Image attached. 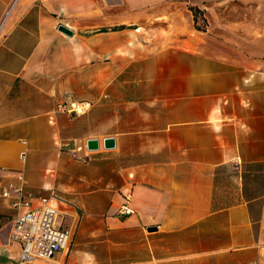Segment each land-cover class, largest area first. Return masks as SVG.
<instances>
[{
    "label": "crops",
    "instance_id": "obj_1",
    "mask_svg": "<svg viewBox=\"0 0 264 264\" xmlns=\"http://www.w3.org/2000/svg\"><path fill=\"white\" fill-rule=\"evenodd\" d=\"M13 1L0 0V184L21 172L31 196L51 192L72 236V201L103 217L69 253L28 264H113L115 253L136 264L131 232L149 241L150 263L264 264V0H213L205 31L191 19L152 37L164 24L152 4L165 0ZM81 103L80 115L60 110ZM124 195L128 216L116 214ZM11 215L0 199V264H20Z\"/></svg>",
    "mask_w": 264,
    "mask_h": 264
},
{
    "label": "built area",
    "instance_id": "obj_2",
    "mask_svg": "<svg viewBox=\"0 0 264 264\" xmlns=\"http://www.w3.org/2000/svg\"><path fill=\"white\" fill-rule=\"evenodd\" d=\"M87 107L88 104L84 103L69 104L62 105L60 110L80 115ZM24 159V154H21L20 163H23ZM3 176L0 170V182ZM54 198L51 192L48 196L38 198L27 193L21 172L12 173L10 180L0 184V199L12 211L7 223L9 240L20 245L18 263H48L53 261L58 254L67 252L72 234L70 230L63 229L56 221V209L50 204ZM128 201L129 196L124 195L123 204L116 211L117 215L128 216L132 213L127 207Z\"/></svg>",
    "mask_w": 264,
    "mask_h": 264
},
{
    "label": "rangeland",
    "instance_id": "obj_3",
    "mask_svg": "<svg viewBox=\"0 0 264 264\" xmlns=\"http://www.w3.org/2000/svg\"><path fill=\"white\" fill-rule=\"evenodd\" d=\"M104 1V3L108 2L111 6L112 5H117V0H94L95 5L99 2ZM194 2H190L189 0H178L174 2H161L159 1L158 3L152 4V7L159 6L160 7V12L161 14L159 16H163V19H159L158 21H163V25H160V29H149L144 31L147 35L153 36V33H155V30L159 34H165V35H170L172 32L173 34L178 35L180 32L179 26L181 24H185L186 21L193 20V27L197 29L198 31H205L207 22L205 19V11L207 7H213V0H192ZM234 4H237V1H234ZM195 16V20L193 17ZM168 17V18H167ZM169 17H173V21L169 20ZM167 18V19H166ZM166 19V20H165ZM165 23H168L169 25L166 27ZM173 29V30H172ZM143 33V32H142ZM144 34V33H143ZM180 36V35H179ZM174 37L173 39H175ZM180 38V37H177ZM100 134V133H99ZM98 135V134H97ZM100 136V135H99ZM62 144V143H61ZM60 152L62 153H67V150H70V146L65 147L63 145H60ZM70 154L72 159H76L78 161L81 160H86L83 158V155H87L86 153L82 151H74L73 153H68ZM45 194V193H44ZM60 195L67 201H72V198L69 197V195H65L60 193ZM74 206L71 208L74 210L73 213V218H70L69 216H65L63 220V224L65 227L67 226H72L73 227V236L71 238V241L69 243V247L67 249L66 253H69L73 248V240H74V235L76 234L77 231L79 230H101L103 229V225L101 224L103 217H98L97 220L94 221H88L86 218V213L83 211V208L77 205L75 201L71 202ZM76 207V208H75ZM148 235V234H147ZM86 240V238H84ZM83 239V240H84ZM148 240H140L138 237L137 233L134 234V232H131L129 234V237L127 238V245L123 248H126L127 251V259L129 261H132L134 259L133 251L136 250L139 255H136V257H141L142 261L138 262L136 264H198L197 260H185L183 262L179 261H167L166 259H160L157 263L153 262L150 263L149 260V255H148V248L150 243H148ZM93 247L95 248V253L92 255L93 260H101L102 255L100 252L101 248H98L99 245H95ZM114 258L111 260V263L117 264V258L118 254H114ZM161 258V257H160ZM92 259V257H90ZM121 262V259H120ZM134 264V263H131ZM201 264V263H200ZM202 264H230L229 262L221 261L215 263L212 258H207L205 263Z\"/></svg>",
    "mask_w": 264,
    "mask_h": 264
},
{
    "label": "water",
    "instance_id": "obj_4",
    "mask_svg": "<svg viewBox=\"0 0 264 264\" xmlns=\"http://www.w3.org/2000/svg\"><path fill=\"white\" fill-rule=\"evenodd\" d=\"M57 30L62 33L65 36L70 37L72 35L71 31H69L68 29L62 27V26H58ZM84 148L86 152H94L97 151L99 148V144L98 141L96 139H87L84 142ZM101 148L103 150H112L115 148V141L113 138L108 137V138H103L101 140ZM149 230V229H148Z\"/></svg>",
    "mask_w": 264,
    "mask_h": 264
},
{
    "label": "trees",
    "instance_id": "obj_5",
    "mask_svg": "<svg viewBox=\"0 0 264 264\" xmlns=\"http://www.w3.org/2000/svg\"><path fill=\"white\" fill-rule=\"evenodd\" d=\"M193 19L195 20V16L193 17Z\"/></svg>",
    "mask_w": 264,
    "mask_h": 264
}]
</instances>
